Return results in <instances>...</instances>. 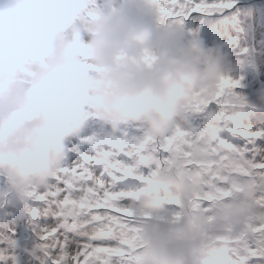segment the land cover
Masks as SVG:
<instances>
[{"label":"rangeland","instance_id":"1","mask_svg":"<svg viewBox=\"0 0 264 264\" xmlns=\"http://www.w3.org/2000/svg\"><path fill=\"white\" fill-rule=\"evenodd\" d=\"M31 6L30 9L25 11L24 15L21 17V9L17 3L16 0H0V16H4L11 22L12 26L9 28H4L0 24V33L7 34L11 31L16 32L17 27L20 25H23L25 23L28 28L27 31L24 34V37L27 39V46L28 51L25 54V58L27 59V62L24 66V71H21L20 74H16L14 72L13 63L11 62V58L8 53V48L11 47L10 39L8 37H1L0 39H3L0 41V67L4 69L3 73L6 75V77L2 76L0 74V78H4L5 80H9L10 83L6 86H3L0 88L1 91H5L7 94L11 95V99H8L4 105V111L0 113L1 115L6 116L7 121L11 123L12 120H17L19 118L20 112L16 111V108L14 106L15 100L21 96L23 93L25 94V97H28L31 93V90L33 87H35L37 84L40 85H46L49 87V80L50 77L54 74L51 65H50V57L54 52L58 50L56 47V40L53 39L52 34L54 31V35L60 34V30L56 31L54 24L58 21L59 23L62 22L63 19H66L64 15L61 13H56L53 11L48 10H37V3L35 4V0H30ZM46 0H39L38 3H44ZM105 2L107 0H104ZM219 0H194V3L199 6H205L210 8L211 10H217V11H208V14H201V13H195L187 16L185 18V24L188 27H194L196 23L198 22H206V23H212V14L214 12H218V7L214 8V5ZM252 0H235L234 6L224 14L223 17L219 19L221 22H225L226 20L232 21V20H239L242 19L244 16L251 19V12L255 11L258 15V17L264 18V6H256L255 4H249ZM69 0H53L52 3L54 7H51L53 10H61V9H70L67 7V3ZM143 7H152L155 9L156 12L153 11H144L140 13L139 18L140 19H147L150 20L152 18H159V22H163V18H173L174 16L170 15L168 12L165 11H159L158 10V4L156 6V2L153 0H142ZM170 1H167L169 3ZM264 4V0H262ZM246 3L247 9L239 12V4ZM140 4V1H139ZM142 5H139L137 8L129 7V11L135 12L138 8H141ZM155 5V6H154ZM251 5H255L254 8H251ZM31 13H34V15L31 16ZM54 18V20L50 19ZM76 19L77 24L82 25H88L86 21H81L80 16H72L69 19ZM30 21H33V24H30ZM99 24L93 23V25ZM119 26L123 24H127L125 20H122L120 23H117ZM145 26H150L151 28H156L155 25L147 23L142 24L136 22L135 26L132 27L133 31L131 34H133L134 38L136 39V43L140 46H158L163 43V36L162 35H154L150 37V33L146 31L137 32L135 29H142ZM36 28H38L39 32H37ZM173 31L180 30L177 26L172 27ZM114 32H116L114 30ZM119 33V32H118ZM184 30H181V33L177 35L176 40L173 42V44L182 45L187 42H185L183 38ZM119 35H121L119 33ZM1 36V35H0ZM64 36V35H63ZM227 50V48H226ZM229 52H226L223 56V59L229 58ZM37 83V84H36ZM41 95L43 96L45 94L44 91H42V87L40 89ZM26 105L23 104L22 107H25ZM62 113L64 114V117H68L69 121H75L79 122L81 121V118L84 116L83 112L77 108V106H72L69 110L66 108H63ZM88 122L85 124L87 125ZM76 133L78 129H75ZM83 139H86L85 135H82ZM3 137V133H1V138Z\"/></svg>","mask_w":264,"mask_h":264},{"label":"clouds","instance_id":"2","mask_svg":"<svg viewBox=\"0 0 264 264\" xmlns=\"http://www.w3.org/2000/svg\"><path fill=\"white\" fill-rule=\"evenodd\" d=\"M66 70L68 71V76L66 78L67 82H66V86L64 88L53 87V90H49V91L45 92V94L43 96L40 94V97L45 98V99H50L56 105V107H58V109L61 112L63 111V108H66L67 110H69L72 106L75 105L76 101H81L85 97V91H84L82 85L77 80V73L75 72L74 66L68 62ZM186 79L188 80V78H186ZM119 83H120L119 80H117L114 84L118 85ZM66 90L73 92V97H72L71 103L68 107H64ZM119 90H122L121 94L116 95V97H117V99L121 105H125L128 96L131 94H134L137 97H139L140 99L146 101L149 105H152L157 99L156 94L152 95V94H149L147 92L140 93L138 88L134 84H131V83H127L126 87L124 89H118V91ZM182 97H183L182 88H177L173 94H169L168 106L175 104L176 101L181 99ZM44 107H45L44 104L38 103L37 106L35 107V113L37 110L40 109V110H43L45 112L46 116H48L50 114V111L46 112L44 110ZM104 107L107 108L108 106H104ZM181 107L187 113H189L191 116L195 113L196 107L188 101H186L185 104L182 105ZM2 112H3V107L0 108V113H2ZM165 112L167 113V110ZM1 116H3V115H1ZM141 119H143L147 123H153L154 122V120L149 119V116L147 113L145 114V116L141 117ZM63 127L65 128V126H63ZM176 137H177V140L174 142V144L172 146V151H174L176 154H180V153H182L188 149L189 142L187 141V137L185 135L182 138H180L178 135Z\"/></svg>","mask_w":264,"mask_h":264},{"label":"bare ground","instance_id":"3","mask_svg":"<svg viewBox=\"0 0 264 264\" xmlns=\"http://www.w3.org/2000/svg\"><path fill=\"white\" fill-rule=\"evenodd\" d=\"M37 3V10L42 11V10H48V11H53L56 13H61L62 15L66 16V17H70V15H77V11L75 10H67V9H61V10H52L51 7H54L52 1L53 0H46L44 3H38L39 0H35ZM127 1L123 0V8L125 9ZM249 4H255L256 6H260L263 7L264 4L262 2V0H252L251 3ZM255 5H251V8H254ZM67 6H69L70 8H76V10H80L79 15L81 16V20L82 21H86L87 23H95L98 22L100 20V18L98 17V12L94 11L91 9L90 4L88 3L87 0H69V2L67 3ZM109 3L108 4H103L102 5V10L100 11L101 14V18H103L105 16L106 13L109 12ZM247 9V5L246 3H241L239 4V8L238 11L241 12L243 10ZM34 15V13H31V16ZM52 20H54V18H50ZM30 24H33V21H30ZM55 30L59 31L60 30V23L57 21L54 24ZM37 32H39L38 28H36ZM181 33V30H176L174 32V34L168 38L169 43H173L176 40V37L178 34ZM54 31L52 34L53 39L56 40V47L58 48V50L56 52H54V57H53V66L55 67V69L58 68V61L60 59L59 55H58V51L59 48L65 44V41L61 39V35H54ZM120 64H121V73H126L129 70V65L127 63H125L124 61L120 60ZM49 90H53V88L48 87L46 85H42V91L47 92ZM30 98H32V95L29 96ZM69 118L63 117V116H58L56 119V123L53 125V127L55 129H59V130H63V126L64 123L66 121H68ZM144 143V141H142V144ZM60 241H62V236L60 235Z\"/></svg>","mask_w":264,"mask_h":264},{"label":"trees","instance_id":"4","mask_svg":"<svg viewBox=\"0 0 264 264\" xmlns=\"http://www.w3.org/2000/svg\"><path fill=\"white\" fill-rule=\"evenodd\" d=\"M170 1L169 4H164L163 6H169V8H172V7H176L179 9V5L178 3H173V1L171 0H168ZM183 3V9H184V6H188L186 4L185 1L181 2ZM235 4V0H219L215 5H214V8L217 7L219 8L218 9V12L222 11V10H226L228 9L229 6H233ZM192 8L190 9V12H205V11H217V10H211L210 8L208 7H205V6H201L199 7L198 5H193L191 6ZM176 12H179V10H175ZM218 12H214L213 14L215 13H218ZM204 73H202L201 71H198L197 73H194L192 74L190 77H188V81L190 82V88H192L196 83H198L200 81V78L201 76L203 75Z\"/></svg>","mask_w":264,"mask_h":264}]
</instances>
